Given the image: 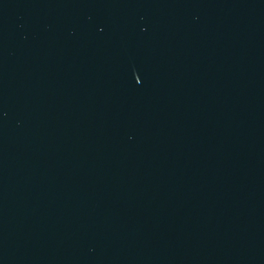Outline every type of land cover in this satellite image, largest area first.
Segmentation results:
<instances>
[{
	"label": "water",
	"instance_id": "95a60500",
	"mask_svg": "<svg viewBox=\"0 0 264 264\" xmlns=\"http://www.w3.org/2000/svg\"><path fill=\"white\" fill-rule=\"evenodd\" d=\"M0 264H264V0H0Z\"/></svg>",
	"mask_w": 264,
	"mask_h": 264
}]
</instances>
